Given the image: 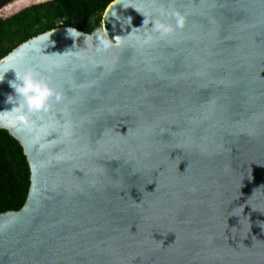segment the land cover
<instances>
[{
  "label": "water",
  "instance_id": "water-1",
  "mask_svg": "<svg viewBox=\"0 0 264 264\" xmlns=\"http://www.w3.org/2000/svg\"><path fill=\"white\" fill-rule=\"evenodd\" d=\"M103 27L0 60V128L31 171L0 264H264V0H114ZM13 67L63 100L20 120Z\"/></svg>",
  "mask_w": 264,
  "mask_h": 264
},
{
  "label": "trees",
  "instance_id": "trees-1",
  "mask_svg": "<svg viewBox=\"0 0 264 264\" xmlns=\"http://www.w3.org/2000/svg\"><path fill=\"white\" fill-rule=\"evenodd\" d=\"M15 0H0V9ZM114 0H47L0 17V60L21 43L61 26L91 34L95 42H108L103 17ZM31 185V171L20 142L0 128V213L21 209Z\"/></svg>",
  "mask_w": 264,
  "mask_h": 264
},
{
  "label": "clouds",
  "instance_id": "clouds-1",
  "mask_svg": "<svg viewBox=\"0 0 264 264\" xmlns=\"http://www.w3.org/2000/svg\"><path fill=\"white\" fill-rule=\"evenodd\" d=\"M175 15L177 25L183 27L185 18L178 12ZM153 29L161 36H167L174 30L172 25L162 20L155 21ZM77 31L75 28H69L68 34L75 37L74 34ZM10 70H15V79L9 82L14 89V93L8 96L7 102L16 105L14 108L19 113L20 120L26 119V113L48 111L52 107L51 100L53 98L57 103L63 100L60 91L51 87L46 79L38 77L31 69H27L23 73L17 71L14 67L9 68L8 72ZM7 73H4V76ZM3 80V77H0V82Z\"/></svg>",
  "mask_w": 264,
  "mask_h": 264
},
{
  "label": "rangeland",
  "instance_id": "rangeland-1",
  "mask_svg": "<svg viewBox=\"0 0 264 264\" xmlns=\"http://www.w3.org/2000/svg\"><path fill=\"white\" fill-rule=\"evenodd\" d=\"M19 1H20L19 5L13 4L10 6H4L2 9H0V17H2V18L9 17V16L13 15L14 13L20 11L21 9H23L26 6L32 5L34 3L47 1V0H19Z\"/></svg>",
  "mask_w": 264,
  "mask_h": 264
},
{
  "label": "bare ground",
  "instance_id": "bare-ground-1",
  "mask_svg": "<svg viewBox=\"0 0 264 264\" xmlns=\"http://www.w3.org/2000/svg\"><path fill=\"white\" fill-rule=\"evenodd\" d=\"M19 2H20L19 0H15V1H13L12 3L8 4L7 6H10V5H13V4H14V5H15V4L19 5Z\"/></svg>",
  "mask_w": 264,
  "mask_h": 264
}]
</instances>
